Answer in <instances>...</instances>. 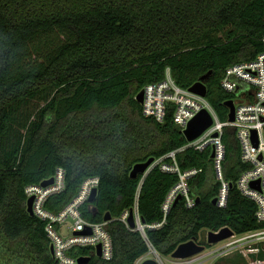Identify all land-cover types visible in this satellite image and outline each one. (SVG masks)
<instances>
[{
  "label": "trees",
  "instance_id": "16d2710c",
  "mask_svg": "<svg viewBox=\"0 0 264 264\" xmlns=\"http://www.w3.org/2000/svg\"><path fill=\"white\" fill-rule=\"evenodd\" d=\"M55 30L66 39L50 42ZM30 45L35 49L23 64L21 53ZM261 52L264 0H0V264H60L47 221L28 212L26 194L57 167L66 170L65 188L48 197L47 210L58 213L97 176V195L80 212L93 222L111 215L112 259L95 256L90 246L74 247L71 253L91 257L84 264H135L149 244L172 255L181 243L200 240L205 229H263L257 204L236 185L245 165L230 127L223 136L226 207L213 203L221 182L211 146L176 154L182 171L199 169L187 181L192 207L181 197L165 216L177 173L155 165L131 176L136 163L188 143L173 111L162 122L143 114L136 97L147 84L161 80L168 67L187 88L209 73L207 98L226 121L225 102L232 97L221 86L226 68ZM135 205L145 224L165 218L159 227H146L148 240L121 220Z\"/></svg>",
  "mask_w": 264,
  "mask_h": 264
},
{
  "label": "built area",
  "instance_id": "2783aa9c",
  "mask_svg": "<svg viewBox=\"0 0 264 264\" xmlns=\"http://www.w3.org/2000/svg\"><path fill=\"white\" fill-rule=\"evenodd\" d=\"M221 86L226 92L232 94L231 99L235 104V119L233 121L229 120V113L226 121L221 120L207 96H202L191 91L190 88L181 86L173 77L169 67L161 80L149 83L143 88L144 97L141 103L143 114L162 122L168 113L173 111L174 123L180 127L182 132L204 108L209 110L213 117L211 126L198 138L188 141L184 147L172 150L155 159L151 165L150 169L159 165L163 171L177 173L180 177L179 182L167 194L163 203V211L166 216L179 195L186 197L188 207L194 206L196 202L195 198L189 194L187 181L197 174L199 169L192 168L182 171L176 161L177 152L187 146H193L200 150L211 146L212 153L214 152L212 156L214 172L216 179L221 182V187L215 196L216 205L227 206L230 182L226 180L224 171L226 144L223 141V136L226 128L230 127L235 131L240 147V159L245 165L236 179V185L242 195L257 204V218L259 221H264V52L258 54L254 59L229 65L221 79ZM51 177L54 179L52 184L48 186H42L41 183L31 184L27 186L26 194L27 199L34 196V214L47 221L45 230L50 241V248H53L51 253L54 259L60 264H79L80 256L71 253V250L77 246H90L93 247V254L98 256V245H101V258L112 259L113 240L106 227L107 221H89L80 212V206L89 201L93 189L98 188L99 177L87 178L81 185L77 196L58 213L47 210L45 203L49 196L61 192L65 188V168L57 167L55 174ZM132 210L136 222L135 228L147 240L146 227H159L165 222L164 218L161 222L145 224L141 219L138 206L135 205ZM132 210H126L121 215V220L127 225H129L128 219ZM69 218L72 219L71 225H68L70 231L64 233L62 228ZM88 227L91 233H83ZM261 236L264 238V228L244 233L234 232L230 237L216 243L220 244L207 252L216 256L228 255L235 248L243 245V249L240 251L248 258L249 264H264V258L249 257L248 252L251 249L246 247V245L251 246L252 242ZM149 245L150 248H154L151 244ZM195 256L185 258L186 264H194L197 260ZM147 258L142 256L135 264H142ZM156 259L160 264H167L159 253Z\"/></svg>",
  "mask_w": 264,
  "mask_h": 264
},
{
  "label": "water",
  "instance_id": "95a60500",
  "mask_svg": "<svg viewBox=\"0 0 264 264\" xmlns=\"http://www.w3.org/2000/svg\"><path fill=\"white\" fill-rule=\"evenodd\" d=\"M208 76H209V73L203 75L197 82H195L190 87V90L197 93V94H200L202 96H207L208 88H207V84L205 83V80ZM143 97H144V89H142L137 94L136 98L138 99V101L140 103H142ZM225 104L229 108V120L233 121L235 119L234 101L232 99H228L225 102ZM212 123H213V117H212L211 113L209 112V110L204 108L191 120V122L188 124L187 128L185 130H183V134L188 141H193L196 138H198L208 127H210ZM213 155H214V152L212 153V156ZM154 160H155V157H150L146 161L136 163L134 165L132 171H131V176L136 177L140 173H142V174L148 173V171H149L151 165L153 164ZM53 180H54L53 177L48 178V179H44L41 182V185L42 186H48V185L53 183ZM97 192H98V188H94L90 197H89L90 202H92L95 199ZM180 198H181V196L179 195L177 197V199L175 200V203ZM33 201H34V196H31L27 199V210L32 215L34 214ZM213 203L214 204L217 203L216 198L213 199ZM110 218H111V215L107 214L104 219L106 221H108ZM128 223L132 228H134L136 226L133 210L131 211V214L129 216ZM83 233H91L90 228L88 227V229L86 231H84ZM233 233H234L233 229H231L230 227H227V226L221 228L218 232L214 231V230H210L208 232V243L216 244V243L230 237ZM205 248H206V245L200 244L199 242H197L196 239H191L189 241L181 243L176 248V250L172 253V256L174 258L185 259V258H189V257H192V256H195L197 254L202 253L205 250ZM51 251H53L52 247H51ZM97 255H98V257H101V255H102L101 245L97 246ZM90 259H91L90 256L80 257L79 264L87 263L88 261H90ZM142 264H160V263L158 262V260L156 258L150 257V258L145 259L142 262Z\"/></svg>",
  "mask_w": 264,
  "mask_h": 264
},
{
  "label": "rangeland",
  "instance_id": "374dc122",
  "mask_svg": "<svg viewBox=\"0 0 264 264\" xmlns=\"http://www.w3.org/2000/svg\"><path fill=\"white\" fill-rule=\"evenodd\" d=\"M66 39V36L60 31V30H55L52 31L51 34L49 35V41L50 42H62ZM34 45H30L27 49L23 50V52L21 53V55L24 56L23 58V64H26V62H29L31 57H29V53H33L34 51ZM35 54H33L34 57ZM72 223V219L69 218L68 222L63 226L62 231L65 232H69L70 228L68 227V225L70 226ZM210 230L209 229H205L203 231H201V238L200 240H197L200 244H204L206 245V242L208 243V232ZM220 244V243H219ZM219 244H211V248L207 247V249L198 254L196 259V261L194 262V264H249V260L246 256H244V254L240 251V249H243V245L238 246L237 248L234 249V251H232L231 253H229L228 255H222V256H216V255H210V253H208L207 251H209L210 249L218 246ZM246 247H250V251L248 252V256L251 258H258V255L261 252H264V238L258 237L256 238L253 242L251 246L246 245ZM158 251L155 248H150L149 252L144 255L148 258L152 257V258H156L158 255ZM160 254V253H159ZM160 256L165 260V262L167 264H186V259H180V258H174L172 255H168V256H164L161 255ZM193 264V263H192Z\"/></svg>",
  "mask_w": 264,
  "mask_h": 264
}]
</instances>
